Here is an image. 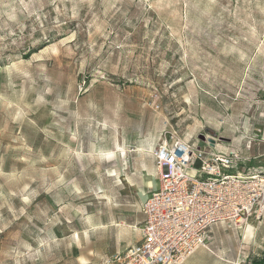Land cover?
I'll return each instance as SVG.
<instances>
[{
  "label": "rangeland",
  "instance_id": "obj_1",
  "mask_svg": "<svg viewBox=\"0 0 264 264\" xmlns=\"http://www.w3.org/2000/svg\"><path fill=\"white\" fill-rule=\"evenodd\" d=\"M166 137L264 171V0H0V264H106L138 243ZM250 220L214 245L264 264Z\"/></svg>",
  "mask_w": 264,
  "mask_h": 264
},
{
  "label": "built area",
  "instance_id": "obj_2",
  "mask_svg": "<svg viewBox=\"0 0 264 264\" xmlns=\"http://www.w3.org/2000/svg\"><path fill=\"white\" fill-rule=\"evenodd\" d=\"M216 147L177 137L153 149L158 187L144 202L141 239L106 264H183L209 249L213 226L263 215L264 171L239 149Z\"/></svg>",
  "mask_w": 264,
  "mask_h": 264
},
{
  "label": "crops",
  "instance_id": "obj_3",
  "mask_svg": "<svg viewBox=\"0 0 264 264\" xmlns=\"http://www.w3.org/2000/svg\"><path fill=\"white\" fill-rule=\"evenodd\" d=\"M143 187H144V185L140 188L141 192H143ZM157 187H158V179H155L153 187H151L148 191H145L146 192L145 195H147V197H148L149 194L151 193V191L153 189H156ZM147 192H148V194H147ZM250 221H252V220H250ZM219 224H221L220 227L218 226ZM219 224L213 226L210 230V233H209V249H199L191 257H189L183 264H240V260L237 257V251L236 250L232 251L231 248H229V247H226V248L224 247V248H221L219 250L217 248V246L214 245L217 243L216 239H217L218 233H222L221 228H224V227L228 228L230 226H235V227L239 228L240 225H237V224L232 223V222H223V223H219ZM128 248H126V249H128Z\"/></svg>",
  "mask_w": 264,
  "mask_h": 264
},
{
  "label": "bare ground",
  "instance_id": "obj_4",
  "mask_svg": "<svg viewBox=\"0 0 264 264\" xmlns=\"http://www.w3.org/2000/svg\"><path fill=\"white\" fill-rule=\"evenodd\" d=\"M168 139H169V137H166L164 140H168ZM211 140L212 139H205L204 141H209V143L212 144V147L218 146L217 142H211ZM114 157H115L114 153L111 152L108 154L109 159H113ZM145 177H146V180L144 181L145 187L143 188V192L146 194L145 191H148L151 187H153L155 179L148 172H146ZM147 194H148V192H147ZM257 227H258L257 224L256 223L254 224L253 221H250V219L248 221H246L245 228L242 232L243 235L245 236V238L252 237L255 234ZM239 228L242 229L243 227L240 226Z\"/></svg>",
  "mask_w": 264,
  "mask_h": 264
},
{
  "label": "water",
  "instance_id": "obj_5",
  "mask_svg": "<svg viewBox=\"0 0 264 264\" xmlns=\"http://www.w3.org/2000/svg\"><path fill=\"white\" fill-rule=\"evenodd\" d=\"M211 142H215L214 140H211Z\"/></svg>",
  "mask_w": 264,
  "mask_h": 264
}]
</instances>
